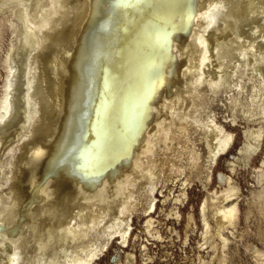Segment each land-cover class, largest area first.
<instances>
[{"label":"bare ground","instance_id":"6f19581e","mask_svg":"<svg viewBox=\"0 0 264 264\" xmlns=\"http://www.w3.org/2000/svg\"><path fill=\"white\" fill-rule=\"evenodd\" d=\"M8 29L0 264H264V0H0Z\"/></svg>","mask_w":264,"mask_h":264},{"label":"rangeland","instance_id":"374dc122","mask_svg":"<svg viewBox=\"0 0 264 264\" xmlns=\"http://www.w3.org/2000/svg\"><path fill=\"white\" fill-rule=\"evenodd\" d=\"M12 33L11 31L8 29L6 30L5 34H4V38L2 40V51L0 53V56H3L5 54V49L9 46V43L11 41V37ZM6 70L5 67L3 66L2 62H0V98L2 95V89H3V80H4V76H5ZM239 133L240 131H237V140H236V146L239 144ZM220 167H222V165L220 164ZM241 183L243 184L244 188L246 189L247 186L248 187H252L253 183H254V179L248 175V173H245V175H241L240 174V179ZM198 187L194 186L192 188V192H191V198L194 201L195 207L198 206L199 200L201 198V196L205 193V190L202 189L200 190L199 188L200 183H198ZM246 192V191H245ZM160 195V194H159ZM158 195V196H159ZM160 197V196H159ZM141 219H139V221L136 222V225L138 226V229L140 228L141 225ZM178 227H181L180 224H178ZM167 229H164V235H166L168 232ZM169 236L166 238V241L158 244L155 247V254H157L159 252V254H162L163 251H165L166 249H168L169 253H172V255H168L166 256L167 258H165V260L163 261V258H159V256L157 255V259L161 262V264H167V260L169 261L170 264H183V260H184V254H185V250H181V248L179 247V243L178 241L176 243H173L171 241H168ZM191 243L195 246L196 242L195 239H191ZM196 248V247H195ZM187 252L191 255V253H194L195 251L193 249H190L189 247L186 248ZM157 252V253H156ZM167 254V253H165ZM167 259V260H166Z\"/></svg>","mask_w":264,"mask_h":264},{"label":"snow or ice","instance_id":"6c2138e0","mask_svg":"<svg viewBox=\"0 0 264 264\" xmlns=\"http://www.w3.org/2000/svg\"><path fill=\"white\" fill-rule=\"evenodd\" d=\"M149 4L153 2V0H148ZM164 39L166 40V35L164 37Z\"/></svg>","mask_w":264,"mask_h":264}]
</instances>
